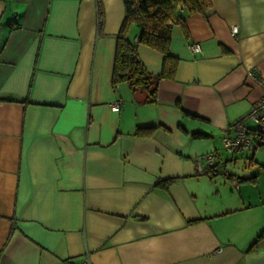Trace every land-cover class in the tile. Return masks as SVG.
<instances>
[{
	"label": "crops",
	"instance_id": "crops-1",
	"mask_svg": "<svg viewBox=\"0 0 264 264\" xmlns=\"http://www.w3.org/2000/svg\"><path fill=\"white\" fill-rule=\"evenodd\" d=\"M209 3L173 27L176 72L149 103L112 85L122 0H0V264H264V142L222 143L263 95L264 0ZM207 153L227 175L196 173Z\"/></svg>",
	"mask_w": 264,
	"mask_h": 264
},
{
	"label": "trees",
	"instance_id": "trees-1",
	"mask_svg": "<svg viewBox=\"0 0 264 264\" xmlns=\"http://www.w3.org/2000/svg\"><path fill=\"white\" fill-rule=\"evenodd\" d=\"M124 17L115 39L114 57L111 71L113 86L126 83L132 92H144L145 102L156 101L157 86L162 79H172L175 75L179 58L170 52L171 35L174 26H184L187 13H200L207 16L211 8L209 0H122ZM183 10L180 11L179 7ZM139 31L134 40L128 32L131 25ZM145 45L163 55L159 74L147 71L137 54V46ZM157 126H141L134 131L136 137H147L153 134ZM196 133L197 136L202 135ZM248 135L253 138L254 147L264 141L249 127ZM252 150V149H251ZM213 176L207 172L203 173ZM227 175V174H226ZM216 176V175H215ZM173 180H161L158 186L167 187ZM14 229V228H13ZM257 240L251 250L257 245Z\"/></svg>",
	"mask_w": 264,
	"mask_h": 264
},
{
	"label": "built area",
	"instance_id": "built-area-1",
	"mask_svg": "<svg viewBox=\"0 0 264 264\" xmlns=\"http://www.w3.org/2000/svg\"><path fill=\"white\" fill-rule=\"evenodd\" d=\"M179 10L182 11L183 7L180 6ZM238 32V27L233 26L231 28V34L235 35ZM188 48L192 53H198L201 51L199 43H190ZM263 87V95L255 101L248 112L229 124L225 130V135L222 138V143L227 152L232 156L235 155L239 150H251L254 147L253 138L248 135L249 127L247 123L250 122L254 125V130L257 135L264 141V82L259 81ZM118 87L115 86L117 91ZM118 102H115L111 108L117 109ZM205 161V166L201 165V160ZM196 173L203 174L205 172L215 175H226L227 169L225 164H219L215 161L214 155L211 153L204 154L202 156L195 157ZM233 185L237 186V180L232 179ZM82 264H91L90 258L86 255L82 259Z\"/></svg>",
	"mask_w": 264,
	"mask_h": 264
},
{
	"label": "rangeland",
	"instance_id": "rangeland-1",
	"mask_svg": "<svg viewBox=\"0 0 264 264\" xmlns=\"http://www.w3.org/2000/svg\"><path fill=\"white\" fill-rule=\"evenodd\" d=\"M247 125L250 127L254 126L250 122H248ZM227 155H228V157H230V155L228 153H227ZM227 164H230V170L235 171L236 169H239V168H241V170H245V168L243 166L248 167L249 166V160H243L240 158L235 160V159L231 158L230 161H227Z\"/></svg>",
	"mask_w": 264,
	"mask_h": 264
}]
</instances>
